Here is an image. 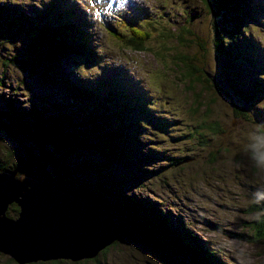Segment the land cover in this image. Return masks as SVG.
<instances>
[{
  "label": "rangeland",
  "instance_id": "obj_1",
  "mask_svg": "<svg viewBox=\"0 0 264 264\" xmlns=\"http://www.w3.org/2000/svg\"><path fill=\"white\" fill-rule=\"evenodd\" d=\"M54 1L0 0V106L4 94L13 96L20 107L34 101L54 111L56 103L58 111L73 114L72 120L91 139L106 128L123 126L119 145L125 162L101 165L121 189L133 198L155 203L173 232L184 221L201 244L213 248L226 264H264V238L250 237V221L262 213L255 205L264 201V172L253 166L245 147L250 132L264 131V0H250L257 9L247 11V42L239 45L237 39H244L240 33L218 34L224 40L220 51L214 47L213 24H228L231 12L214 14L205 0H72L86 14L85 30L101 59L88 64L72 56L60 57L63 69H57L56 60L50 75L43 77L38 71L19 69L13 55L29 53L34 27L48 26L64 13L49 6ZM120 1L127 5L119 6ZM142 2L139 9L135 4ZM109 24L123 38L114 37L106 29ZM132 25H145L150 31L142 49L127 45L124 39ZM230 41L239 48L238 55L229 52ZM246 48L254 53L246 55ZM180 57L187 65L176 64ZM102 74L126 75L140 97L122 87L119 90L127 93L126 100L112 89V102L106 99L107 92L99 91L105 109L95 124L90 118L92 100L70 82L93 88ZM236 83L250 92L249 100L234 92ZM115 85L111 82L112 88ZM213 123L217 130L207 126ZM14 140L0 130V162L24 170ZM183 157L185 161L174 164ZM101 160L95 149L81 146L66 157L72 166L71 179L95 190V174L88 164L99 165ZM118 209L123 207L113 203L109 211L117 214ZM18 210L13 201L6 213L16 217ZM169 243L176 248L175 255L150 238L123 236L91 259L38 260L36 264H195L186 252V256L179 253L173 241ZM0 264L19 263L0 252Z\"/></svg>",
  "mask_w": 264,
  "mask_h": 264
},
{
  "label": "trees",
  "instance_id": "obj_2",
  "mask_svg": "<svg viewBox=\"0 0 264 264\" xmlns=\"http://www.w3.org/2000/svg\"><path fill=\"white\" fill-rule=\"evenodd\" d=\"M61 1L55 0L49 6L54 7L55 11L57 9L63 10L64 13L56 15L48 26L43 24L34 27L36 36L31 42L32 48L29 47L30 52L24 54V56L13 55V61L19 69L27 72L38 71L41 76L45 77L50 75L51 63L56 60L59 61L57 69H63L60 57L72 56L77 62L83 61L88 64L96 63L101 59V55L96 51L92 43L91 34L85 30L86 14L75 8L71 4L72 0H65V4H59ZM205 1L208 2L214 14L224 10L231 12L228 24H218L217 22L213 24L216 30L214 37L216 50H222L224 45V40L218 34L227 33L233 36L235 33H240L244 39H237V41L239 45L245 44L247 41L244 33L248 29L247 24L249 22L247 11H256V5L250 0ZM47 8L48 6L45 9ZM48 14L52 15L53 12ZM129 22L132 23L131 21ZM110 30L114 37L119 35L123 38L117 28L112 27ZM149 35L150 31L145 25H132L128 28V35L124 39L127 45L142 49V42L148 39ZM228 47L230 53L233 52L238 55L239 48H236L231 41ZM253 53V49H245L246 55H252ZM180 61L187 65L183 57H180L176 64ZM120 70L127 72L126 69ZM64 74L67 75L66 73ZM68 81L71 80L69 79ZM111 82L116 84L114 88H112ZM70 86L92 100L93 111L90 118L95 124L98 123L96 118L100 115L101 110L105 109V98L99 91L107 92L106 99L112 102L118 94H121L122 98L126 100L127 93L119 90L122 87H125L128 92L130 91L129 93L140 97L138 89L131 85L130 78L126 75H120L115 78L109 74H102L94 83L93 88L83 87L74 81L70 82ZM255 87H257L256 83L254 84ZM112 89H114V93L117 90L115 96ZM233 90L238 96L247 100L251 97L250 92L243 90L239 83L233 85ZM3 97L4 101L0 106V130L16 139L14 141L17 143V148L20 149L19 153L23 157L21 168L27 169L40 165L48 166L54 177L72 180V166L66 163V157H70L81 146L88 145L102 157L99 165L96 161L88 164L90 171L95 174V191L114 197L122 205L123 211L129 217L142 220L151 226L155 235L167 245L166 249L168 248V251L174 255L176 254V248H171L170 240L173 241L174 245L180 247V249H177L180 254L186 256L184 253L186 252L188 254L187 258L195 264H226L214 255L215 250L213 248L201 244V239L191 228L186 226L184 221H180L179 230H174L173 232L168 227L170 226L169 222L161 214L162 210H158L155 203L149 200H138L128 195L125 190L118 186V181L112 179L110 173L106 172L105 165L101 166L105 161L109 164L114 163L115 160L116 162H125L124 148L119 145L123 141V126H120V128H106L98 138L91 139L89 137L90 133L87 134L79 125L80 123L72 120L73 114L64 110L58 111L60 106L56 103L52 105L55 110L50 111L49 107L34 101L30 102L26 107H20L14 102L13 96L4 94ZM207 126L212 130L218 129L217 123L208 124ZM3 165L0 162V168L5 167ZM255 207L261 210L262 213L258 218L250 221L253 230V234L250 237L260 239L264 238V201L255 205ZM238 235L246 237L243 234ZM108 245L102 251H105ZM26 264H36V262Z\"/></svg>",
  "mask_w": 264,
  "mask_h": 264
},
{
  "label": "water",
  "instance_id": "obj_3",
  "mask_svg": "<svg viewBox=\"0 0 264 264\" xmlns=\"http://www.w3.org/2000/svg\"><path fill=\"white\" fill-rule=\"evenodd\" d=\"M51 174L43 165L0 170V252L15 262L92 258L123 236L150 238L166 249L146 222L129 217L123 209L111 213L112 204L118 203L114 197ZM13 201L19 207L16 217L6 214Z\"/></svg>",
  "mask_w": 264,
  "mask_h": 264
},
{
  "label": "clouds",
  "instance_id": "obj_4",
  "mask_svg": "<svg viewBox=\"0 0 264 264\" xmlns=\"http://www.w3.org/2000/svg\"><path fill=\"white\" fill-rule=\"evenodd\" d=\"M245 147L253 166L264 172V131L257 128L250 132Z\"/></svg>",
  "mask_w": 264,
  "mask_h": 264
},
{
  "label": "bare ground",
  "instance_id": "obj_5",
  "mask_svg": "<svg viewBox=\"0 0 264 264\" xmlns=\"http://www.w3.org/2000/svg\"><path fill=\"white\" fill-rule=\"evenodd\" d=\"M135 5H136L139 9H140V8H143V2H142V3H136ZM111 28H112V25H110V24H109L108 27H106V29H109V30H110ZM51 176H52L53 178H55V177L53 176V174H51ZM62 201H63V200H62ZM63 202H64V201H63ZM44 203H45V202H44Z\"/></svg>",
  "mask_w": 264,
  "mask_h": 264
},
{
  "label": "flooded vegetation",
  "instance_id": "obj_6",
  "mask_svg": "<svg viewBox=\"0 0 264 264\" xmlns=\"http://www.w3.org/2000/svg\"><path fill=\"white\" fill-rule=\"evenodd\" d=\"M176 161H177V160H176ZM176 161H175V162H176ZM175 162H174V163H175Z\"/></svg>",
  "mask_w": 264,
  "mask_h": 264
}]
</instances>
